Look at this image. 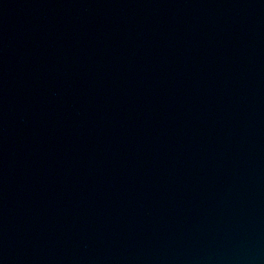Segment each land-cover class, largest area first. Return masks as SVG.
I'll use <instances>...</instances> for the list:
<instances>
[{
    "label": "water",
    "instance_id": "water-1",
    "mask_svg": "<svg viewBox=\"0 0 264 264\" xmlns=\"http://www.w3.org/2000/svg\"><path fill=\"white\" fill-rule=\"evenodd\" d=\"M0 264H264V0H0Z\"/></svg>",
    "mask_w": 264,
    "mask_h": 264
}]
</instances>
